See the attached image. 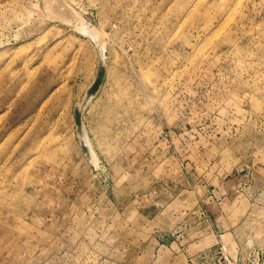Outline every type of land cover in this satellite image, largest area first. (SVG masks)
Segmentation results:
<instances>
[{
    "label": "rangeland",
    "instance_id": "obj_1",
    "mask_svg": "<svg viewBox=\"0 0 264 264\" xmlns=\"http://www.w3.org/2000/svg\"><path fill=\"white\" fill-rule=\"evenodd\" d=\"M0 264H264V0H0Z\"/></svg>",
    "mask_w": 264,
    "mask_h": 264
},
{
    "label": "bare ground",
    "instance_id": "obj_2",
    "mask_svg": "<svg viewBox=\"0 0 264 264\" xmlns=\"http://www.w3.org/2000/svg\"><path fill=\"white\" fill-rule=\"evenodd\" d=\"M85 20V19H84ZM88 23V22H87ZM86 22H83L82 24H83V27H81V28H83V31H84V33L85 32H87L86 34H89L90 33V28H91V26L89 25V23L87 24ZM90 26V27H89ZM82 31V30H81ZM93 31V30H92ZM94 32V31H93ZM94 34H95V32H94ZM91 35V34H90ZM92 35H93V33H92ZM96 35V34H95ZM92 37V36H91ZM96 38V37H95ZM98 40V39H97ZM102 42V41H101ZM101 44V43H100ZM101 46V48H103V44H101L100 45ZM101 53V52H100ZM103 61L102 60H99V62H98V66H97V70H96V73H95V76H94V78H93V80L90 82V84L88 85V87H87V89H86V95L88 96V97H91L93 94H95L96 93V91H98V89L101 87V85H102V80H103V78H102V80H101V82L98 84V87L95 89V90H93V91H91V92H89V88H90V86L92 85V83H93V81L96 79V77H97V75H98V73H100V72H102V74H103V77H104V66H103ZM88 97H85V101H86V99H88ZM84 101V102H85ZM41 103H42V101H41ZM84 105V104H83ZM76 111H78L79 112V114H80V112H81V105L80 106H78L77 107V109H76ZM49 120V119H48ZM52 120H53V118H52ZM76 121V120H75ZM42 123V122H41ZM49 123V122H48ZM51 123V122H50ZM41 125V124H40ZM54 125H55V123H54ZM77 125V127L79 128V133H80V137H81V139H82V141L84 142V143H88V142H85V134H84V130H83V127L84 126H82V120H81V118H80V120H79V122L76 124ZM48 126H49V124H48ZM47 127V126H46ZM51 127H53V124H52V126ZM49 128V127H48ZM85 128V127H84ZM51 129V128H50ZM48 130V129H47ZM50 134H52V132L50 133ZM56 134V133H55ZM58 135V134H57ZM57 135H55V136H57ZM37 137V136H36ZM40 137V136H39ZM49 137H51V136H49ZM42 138H43V136H42ZM87 138V137H86ZM40 142V141H39ZM29 143V142H28ZM37 143H38V141H37ZM89 144V143H88ZM88 144H87V146H88ZM29 145V144H28ZM39 145V144H38ZM34 146V145H33ZM37 146V145H36ZM90 146V145H89ZM89 148V147H88ZM35 149H37V147L35 148ZM54 149H56L55 147H54ZM90 149V148H89ZM92 155H93V153H92Z\"/></svg>",
    "mask_w": 264,
    "mask_h": 264
},
{
    "label": "water",
    "instance_id": "obj_3",
    "mask_svg": "<svg viewBox=\"0 0 264 264\" xmlns=\"http://www.w3.org/2000/svg\"><path fill=\"white\" fill-rule=\"evenodd\" d=\"M102 78H103L102 72L98 73L96 79L93 81L92 85L89 88V92L95 90L98 87V84L101 82ZM75 120L76 123H78L80 120V114L78 111H76V109H75Z\"/></svg>",
    "mask_w": 264,
    "mask_h": 264
}]
</instances>
